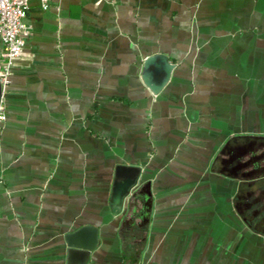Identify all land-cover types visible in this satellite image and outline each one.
Returning <instances> with one entry per match:
<instances>
[{"label": "crops", "instance_id": "0c3cea01", "mask_svg": "<svg viewBox=\"0 0 264 264\" xmlns=\"http://www.w3.org/2000/svg\"><path fill=\"white\" fill-rule=\"evenodd\" d=\"M26 22L0 264H68L84 225L99 230L88 264H264V159H234L264 154V0H32ZM154 53L175 65L158 93Z\"/></svg>", "mask_w": 264, "mask_h": 264}, {"label": "water", "instance_id": "95a60500", "mask_svg": "<svg viewBox=\"0 0 264 264\" xmlns=\"http://www.w3.org/2000/svg\"><path fill=\"white\" fill-rule=\"evenodd\" d=\"M174 68L175 65L169 61L167 55L163 53H154L145 61L144 80L154 93H158L170 80ZM261 139L260 144L262 142L264 145V137ZM235 140L236 139H232L229 144H232ZM244 140L249 141L248 138H245ZM234 159L237 161L238 166H250L257 164L260 159H264V154L259 156L250 155L243 163H239L240 158L234 157ZM234 159L232 158V160ZM134 183L135 180L117 184V189L115 188L117 198L121 199L124 194L128 195ZM256 186H264V178L258 179ZM145 205L147 207L144 209L143 216L147 220L151 208L150 202ZM98 236V228L91 225H84L69 233L66 236L68 244V264H88L91 252L98 243Z\"/></svg>", "mask_w": 264, "mask_h": 264}, {"label": "built area", "instance_id": "2783aa9c", "mask_svg": "<svg viewBox=\"0 0 264 264\" xmlns=\"http://www.w3.org/2000/svg\"><path fill=\"white\" fill-rule=\"evenodd\" d=\"M31 1L0 0V130L7 117L4 98L9 77L16 59L23 54L25 35L30 29L26 18ZM39 1L42 9L49 8L52 2Z\"/></svg>", "mask_w": 264, "mask_h": 264}]
</instances>
